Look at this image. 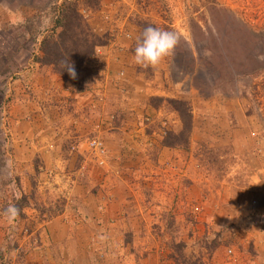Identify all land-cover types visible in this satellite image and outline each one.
I'll return each instance as SVG.
<instances>
[{
	"label": "rangeland",
	"instance_id": "374dc122",
	"mask_svg": "<svg viewBox=\"0 0 264 264\" xmlns=\"http://www.w3.org/2000/svg\"><path fill=\"white\" fill-rule=\"evenodd\" d=\"M62 1L0 0V264H264V0H72L96 43L64 53L75 78L40 59ZM143 21L181 35L156 67L134 62ZM43 77L16 152L15 94Z\"/></svg>",
	"mask_w": 264,
	"mask_h": 264
},
{
	"label": "trees",
	"instance_id": "16d2710c",
	"mask_svg": "<svg viewBox=\"0 0 264 264\" xmlns=\"http://www.w3.org/2000/svg\"><path fill=\"white\" fill-rule=\"evenodd\" d=\"M81 19L82 18L75 9L72 0H63L57 8V14L54 21V26L59 28V30L54 34L56 38H51L50 35H43L40 41V48L42 51V57L40 58L41 62L64 67V62L68 61V59L64 56V53L68 51V47L70 45H73V47L79 50L77 63H87L89 61L90 57L93 55L92 52L94 46L96 45L94 42L95 36L85 31L86 29L83 27L86 28V25ZM148 25L153 24L145 21L140 23V36L144 28ZM160 28L172 31L167 26ZM247 35L253 38L250 31H247ZM191 39L194 42L193 34L191 35ZM79 42H81V45L78 44ZM194 45L197 47L196 42H194ZM57 71L61 74L66 73L63 68H58ZM175 101L178 104H182L179 100ZM174 109L177 111L181 110L177 106L174 107Z\"/></svg>",
	"mask_w": 264,
	"mask_h": 264
},
{
	"label": "crops",
	"instance_id": "0c3cea01",
	"mask_svg": "<svg viewBox=\"0 0 264 264\" xmlns=\"http://www.w3.org/2000/svg\"><path fill=\"white\" fill-rule=\"evenodd\" d=\"M132 6L133 5H130V0H124V3H122V8L119 9L118 13H117L118 18L125 11H126L125 13H127L130 10L129 8H131ZM176 7H179V0H175V7L174 8H176ZM203 8H204V6H202V8H200V9H198V11H200V10L202 11ZM189 12L186 11V13L185 12L181 13V11L177 10V14H174V21L178 20L180 25H181V27H182L181 28V35H183V40L185 42L187 41V38L185 37V35H187L186 33H188L186 31V26H185L186 20H188V15H190V17H192L191 15H193L195 13L196 14L198 13L197 11H195L194 13L193 12L189 13ZM186 14H187V17L185 16ZM200 15H201V13H199V15H197L196 17H200ZM193 20H195L194 17H193ZM171 25L175 29H178V28H176V26H174V24H171ZM198 25H199V23H198ZM120 29L122 30V28H120ZM123 29H125V27ZM112 43H117L118 44L119 42L117 40H115V42H112ZM124 44H125V42H123V44L121 46H124ZM126 70L129 71V68L126 67ZM37 78L38 77H36L34 79L35 82H36ZM46 78L45 77L41 78L42 79V83L41 84L44 85V81L46 80ZM52 80H53V78H52ZM126 81H127V79H126ZM35 82L33 83V86H31V92L30 93H32L34 91V93L36 95L33 94V97H35L36 99L29 101L27 99L25 100L24 95L20 94V96L17 97L16 94H15V99L14 100H15V103H17V104H15V107L12 106L11 110H10L11 111L10 112L11 113V117L14 118V119L11 118V122H14V124L11 125L9 127V129H10L11 135L13 136V144H12L13 150L16 151V152H19V151L23 152L24 150L27 151V152H31L33 143H34V145H37V141H39V140H37V141L36 140L35 141L32 140L35 137L33 135H35V133L37 134V132L41 128L39 126V124H40L39 123L40 122V117H39L40 111L39 110L41 108L40 107L41 101H39V97L37 95H38V92L40 91V93L43 96H45L46 95V91H48V89L45 87V85L44 86L38 85V87H36V90H35V88H34ZM57 83H59V81ZM108 88H109V92H110L112 90V84L111 83L108 85ZM55 90H57V85H55L53 90H52L53 99L56 101L57 99L55 98V92H56ZM31 96H32V94H31ZM27 114L32 116L31 119H29V120L24 119L25 115H27ZM42 122L45 125L44 120H42ZM261 124L264 125V121L261 122V123H258L256 128L258 129ZM46 137L48 139L50 136H46ZM44 150L46 151V149H44ZM32 151H34V150H32ZM40 151H43V150L40 149ZM120 203L121 202L118 203V207H122L124 205L123 204L121 206ZM97 214H98V211H97ZM94 220L96 221L95 218H94ZM64 234H65V232L63 233V235ZM73 249H75V247ZM68 251L69 252H67V254L70 255V256L74 252V250H71V249H69ZM77 251H78V254H79V250L78 249H77ZM62 252L64 253V250H62ZM58 254H59V248H57L56 246H53V248H52V250L50 252V255H53L54 257L51 258L50 261H55L56 258H57V257H55V255H58Z\"/></svg>",
	"mask_w": 264,
	"mask_h": 264
},
{
	"label": "clouds",
	"instance_id": "9594fccd",
	"mask_svg": "<svg viewBox=\"0 0 264 264\" xmlns=\"http://www.w3.org/2000/svg\"><path fill=\"white\" fill-rule=\"evenodd\" d=\"M181 35L175 31H169L157 26L148 25L138 38L134 49V62L143 68L156 67L165 57L174 53L179 45ZM69 74L75 78V69L64 62ZM21 214V209L14 203H10L3 212L9 223L16 221Z\"/></svg>",
	"mask_w": 264,
	"mask_h": 264
},
{
	"label": "built area",
	"instance_id": "2783aa9c",
	"mask_svg": "<svg viewBox=\"0 0 264 264\" xmlns=\"http://www.w3.org/2000/svg\"><path fill=\"white\" fill-rule=\"evenodd\" d=\"M93 146H95V147H97V148H99L100 146H99V142L98 141H96L95 139H93V140H91V142H90ZM99 150V149H98Z\"/></svg>",
	"mask_w": 264,
	"mask_h": 264
}]
</instances>
